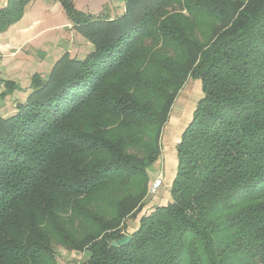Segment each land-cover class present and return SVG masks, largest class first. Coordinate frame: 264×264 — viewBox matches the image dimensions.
<instances>
[{
	"label": "trees",
	"instance_id": "trees-1",
	"mask_svg": "<svg viewBox=\"0 0 264 264\" xmlns=\"http://www.w3.org/2000/svg\"><path fill=\"white\" fill-rule=\"evenodd\" d=\"M31 0L0 8V32ZM62 3L94 44L35 78L0 118V264H264V0H127L114 19ZM204 96L177 145L171 201L148 168L190 80Z\"/></svg>",
	"mask_w": 264,
	"mask_h": 264
},
{
	"label": "crops",
	"instance_id": "crops-1",
	"mask_svg": "<svg viewBox=\"0 0 264 264\" xmlns=\"http://www.w3.org/2000/svg\"><path fill=\"white\" fill-rule=\"evenodd\" d=\"M75 9L94 18L114 19L126 10L127 0H73ZM8 0H0V8L7 6ZM94 44L79 30L68 15L61 2L56 0H31L22 17L0 32V59L6 89L0 91V118L16 114L33 91L35 78L47 79L56 64L66 55L73 59H84L94 51ZM199 80H190L180 92L183 94L188 85ZM202 86V83H201ZM177 100V99H176ZM176 102V101H175ZM175 104V103H174ZM174 107V106H173ZM173 110V108H172ZM172 111L167 126L170 125ZM172 123V122H171ZM176 125V121L173 123ZM179 131L173 132L170 140L162 135V151L155 162L148 168L149 185L163 175V184L150 201L146 198L145 206L151 207L149 213L158 205L171 201V189L174 178H166L165 169L173 164L177 155V145L187 125L179 124ZM183 128V129H182ZM171 136V135H170ZM169 141V142H168ZM164 142V143H163ZM168 142V144H166ZM172 152V153H171ZM176 154V155H175ZM171 160L168 164V160ZM155 167V168H154ZM177 173V172H176ZM176 175V174H175ZM168 186V187H167ZM142 214V215H143ZM129 228L135 229L139 221L126 222ZM57 250V264L87 263L89 252ZM80 261V262H79Z\"/></svg>",
	"mask_w": 264,
	"mask_h": 264
},
{
	"label": "rangeland",
	"instance_id": "rangeland-1",
	"mask_svg": "<svg viewBox=\"0 0 264 264\" xmlns=\"http://www.w3.org/2000/svg\"><path fill=\"white\" fill-rule=\"evenodd\" d=\"M203 96H204V93H203V90H202L201 82L200 83L192 82L191 85L187 86V89L185 90V92L183 94H181V96L180 95L178 96V98H177V100H176V102L174 104L173 110H172V119L170 121V125L167 126V128L164 131L165 139L167 138V136H169L170 140L172 139V137L174 136L173 132L174 131H179V129L177 128V127L180 126L179 124H183V126L187 125V124L189 125V123L193 119L194 112H195V110L197 108V105H198L199 101L202 99ZM175 121H176V125L174 126L173 123ZM168 142H166V144H168ZM170 161L171 160L169 159L168 160V164L170 163ZM154 164L155 163H153L152 165H154ZM177 168H178V155H176L175 162L173 164L168 165L166 167V169H165L166 178H174L175 174L177 172ZM149 183H150V180H149ZM163 185H164V187H166L167 184H163ZM169 191L170 190L168 189L167 195H169ZM153 197L154 196L148 195V197H147L148 201H150L151 198H153ZM150 208L151 207L147 208L146 206H144V208L142 209V211L140 213H138L136 216H131V217L127 218L126 222H128L130 220H131L132 223L139 221V219L142 216L143 212L145 210L148 212L150 210ZM130 232H133V229L129 228V226L126 223V227H125L123 233L124 234H129ZM60 248H62V247H57V250H58L59 254H60V252H59ZM83 252H88V251H83Z\"/></svg>",
	"mask_w": 264,
	"mask_h": 264
},
{
	"label": "built area",
	"instance_id": "built-area-1",
	"mask_svg": "<svg viewBox=\"0 0 264 264\" xmlns=\"http://www.w3.org/2000/svg\"><path fill=\"white\" fill-rule=\"evenodd\" d=\"M6 81L4 80L3 73H2V61L0 59V91H4L6 89ZM163 185V175L160 174L157 179H155L150 185L148 190V195H155L160 187ZM82 264H86L82 262Z\"/></svg>",
	"mask_w": 264,
	"mask_h": 264
},
{
	"label": "water",
	"instance_id": "water-1",
	"mask_svg": "<svg viewBox=\"0 0 264 264\" xmlns=\"http://www.w3.org/2000/svg\"><path fill=\"white\" fill-rule=\"evenodd\" d=\"M132 240V236L130 234H125L122 238L113 241L111 244L113 246H126Z\"/></svg>",
	"mask_w": 264,
	"mask_h": 264
}]
</instances>
